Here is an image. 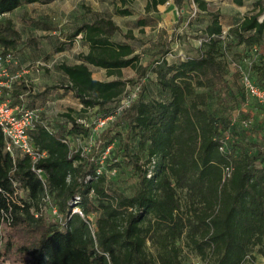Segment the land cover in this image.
Returning <instances> with one entry per match:
<instances>
[{"label":"trees","instance_id":"1","mask_svg":"<svg viewBox=\"0 0 264 264\" xmlns=\"http://www.w3.org/2000/svg\"><path fill=\"white\" fill-rule=\"evenodd\" d=\"M52 1L0 0V49L12 51L20 38L11 22L2 19L5 14ZM134 1L117 0L114 15L130 16L127 6ZM192 1L209 17L206 39L196 57L173 63L165 59L163 46L141 67L127 43L134 40L132 33H122L107 17L59 32L56 53L78 37L88 50L78 55L77 64L58 65L67 81L48 88L70 91L82 112L97 108L103 111L99 119H112L87 154L71 146V141L90 137L84 123L67 111L60 115L63 120L47 125L39 113L29 136L47 156L34 165L5 151L0 130V264H182L177 246L182 238L200 264H254L255 249L264 257V145L248 156L229 142L236 132V117L228 114L231 103L240 111L249 99L240 71L228 77L219 13L209 11L202 0ZM169 2L182 4L146 0L144 12H156ZM260 3L228 30L233 46L249 49L264 41ZM148 24L147 18L136 22L138 28ZM115 34L125 42L114 41ZM90 66L116 79L94 80ZM125 68L137 74L131 86L134 98L126 107H109L123 97L127 82L120 73ZM148 72L155 76L160 96L144 100ZM240 122L246 131L251 128L250 118ZM120 126L123 143L114 156L121 155V161H101ZM121 165L136 179L131 195L110 187L101 171ZM90 214H97L93 227Z\"/></svg>","mask_w":264,"mask_h":264},{"label":"rangeland","instance_id":"2","mask_svg":"<svg viewBox=\"0 0 264 264\" xmlns=\"http://www.w3.org/2000/svg\"><path fill=\"white\" fill-rule=\"evenodd\" d=\"M202 1L206 3L209 11L218 12L220 15L219 22L223 29L221 52L228 66V77L234 71L239 70L241 76H246L250 83L264 91V41L248 49L244 46H233L232 38L227 36L230 28L236 26L245 15L255 11V3L260 1V7L264 8V0ZM145 3L146 0H135L129 4L127 7L131 11V15L127 17L114 15V6L119 5L117 0H54L44 4L22 5L13 12L5 14L2 19L11 22L20 38L17 46L12 51L10 50L16 64L8 71V75L17 76V78L7 79L6 83L9 81L10 83L8 88H3L4 98L10 105H18L19 97H21L27 108L42 111L47 125H54L57 120H63L60 119V115L68 111L73 118L84 123L91 132L89 138L77 142L71 141V146L74 149L80 148L84 153H90L94 139L100 132L97 121L100 120L103 111L99 112L95 108L82 112L79 101L73 97L70 91L48 88L58 84L64 85L67 80L58 70V65L77 64L78 55L85 54L88 48L78 37L62 52L56 53L55 45L58 34L60 31L71 32L84 22L89 23L97 18L107 17L119 27L122 33H132L134 40H129L127 43L138 55L141 67H144L151 55L163 46L167 47L168 52L165 59L168 63L196 57L201 44L206 39L204 29L209 23L207 14L199 11L192 0H182L180 6L169 2L158 6L156 12L149 14L144 12ZM141 18H147L148 26L137 27L136 22ZM258 19L264 20V13ZM112 39L125 42L120 34H115ZM237 65L239 69L236 67ZM89 69L94 80L111 81L116 79V76L108 77L102 69L91 66ZM120 75V78L127 82L125 94L123 93L119 102L111 103L108 105L109 107L125 104L126 97L135 90L131 86L137 77L136 72L131 68H125L121 70ZM22 77L23 79H21ZM144 81L147 89L143 94V99L159 98L155 76L148 72ZM240 84L242 87L241 78ZM41 88L44 89L41 90ZM247 99H249L246 102L247 105H241L240 111H238V106L241 103L237 105V110L234 108L236 105L231 103L232 108L228 114L231 119L236 117V132L232 135L233 138L229 137V142L239 148V151L244 155L253 156L258 154L259 148L264 145V104L249 96ZM31 103L32 106H30ZM211 108H214V104H211ZM70 111L72 112L70 113ZM244 118L251 119V128L248 127V131L240 126V121ZM124 132L125 129L122 126L117 128V133L113 134L114 141L110 145L109 151L103 154L101 161L104 157H109L113 163L121 161V155L115 157L114 153L120 149L121 142L123 143ZM132 152L138 153V150L133 148ZM101 171L105 174L106 181L111 184L109 186L116 189L117 192L124 195L133 193L136 179L127 167L121 165L111 169L101 168ZM18 192L21 197L24 196L21 191ZM178 198L182 203L183 194L178 192ZM75 210L78 211V209ZM88 218L93 227L97 214H90ZM177 246L181 250L182 264L198 262L199 258L187 247L185 238L179 240ZM253 256L255 257L254 264H264V257L258 255L256 249Z\"/></svg>","mask_w":264,"mask_h":264},{"label":"built area","instance_id":"3","mask_svg":"<svg viewBox=\"0 0 264 264\" xmlns=\"http://www.w3.org/2000/svg\"><path fill=\"white\" fill-rule=\"evenodd\" d=\"M16 64L15 58L11 51H3L0 49V130L5 140V151L13 158L27 157L34 165L38 160L47 156L46 152L39 150L31 141L29 131L34 129V125L40 119V111L37 109H28L24 105L10 106L8 100L4 98L3 92L6 88L5 79L12 80L15 77L8 75L9 69ZM238 68V65L236 66ZM239 69V68H238ZM241 83L246 96L256 99L259 103L264 104V91H261L257 86L250 83L246 76H241ZM135 91L128 95L125 99L126 107L131 99L134 98ZM112 118H107L97 121V127L103 129L107 122ZM245 123V126H247ZM108 151V149H107ZM105 154V153H104ZM35 174L40 175L41 171L34 169ZM226 176H229V171L226 169ZM55 214V210H52ZM80 216V211H74ZM195 264H200L199 262Z\"/></svg>","mask_w":264,"mask_h":264},{"label":"crops","instance_id":"4","mask_svg":"<svg viewBox=\"0 0 264 264\" xmlns=\"http://www.w3.org/2000/svg\"><path fill=\"white\" fill-rule=\"evenodd\" d=\"M79 38H80V37H79ZM9 76H10V75H9ZM24 78H25V77H24ZM18 79H19V78H18ZM21 79H23V77H22ZM5 81L7 82L8 80L5 79ZM9 83H10V81H9L8 83L5 84L6 88L9 87ZM36 88H38V87H36ZM36 88H35V89H36ZM35 89H33V90H35ZM43 89H44V88H41V90H43ZM37 90H38V89H37ZM66 91H67V90H66ZM68 92H69V91H68ZM19 98H20V100H21L22 102H24V100H23L21 97H19ZM39 111H40V110H39ZM40 113L43 114L42 111H40Z\"/></svg>","mask_w":264,"mask_h":264}]
</instances>
